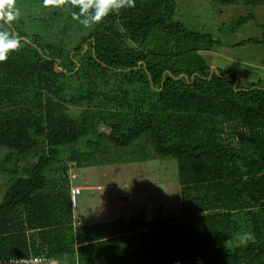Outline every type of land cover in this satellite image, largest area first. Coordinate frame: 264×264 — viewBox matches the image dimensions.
Returning <instances> with one entry per match:
<instances>
[{"label":"trees","instance_id":"obj_1","mask_svg":"<svg viewBox=\"0 0 264 264\" xmlns=\"http://www.w3.org/2000/svg\"><path fill=\"white\" fill-rule=\"evenodd\" d=\"M48 7L14 0L26 11L0 20L18 40L0 62V260L264 264V81L210 69L219 41L175 19V0H135L89 27L68 2ZM247 43L259 39L234 45ZM157 160L176 161L177 216L76 223L69 167Z\"/></svg>","mask_w":264,"mask_h":264},{"label":"rangeland","instance_id":"obj_2","mask_svg":"<svg viewBox=\"0 0 264 264\" xmlns=\"http://www.w3.org/2000/svg\"><path fill=\"white\" fill-rule=\"evenodd\" d=\"M175 1L178 7L175 19L191 30L209 32L219 41L210 51L204 53L210 69L234 73L244 84L264 81V0H237L226 6L214 5L212 0ZM58 7L60 5H49L47 11ZM14 10L26 11V8ZM250 12L253 19L235 24L238 17ZM27 19L33 17L28 16L24 20ZM60 20L56 23L57 29H61ZM252 37L259 39V43L234 45ZM67 112L76 117L80 110L71 106L67 107ZM104 151L105 148L103 154H100L101 159L106 155ZM170 162L157 160L140 164L125 162L69 167L68 173H75V178L68 175L71 186L93 185L84 187L76 196L74 204L72 202L76 223L93 225L117 219L141 221L157 214L162 217L177 216L181 208L177 167L176 161ZM6 175L7 171L0 170V197L6 187ZM66 262L65 258L56 264Z\"/></svg>","mask_w":264,"mask_h":264},{"label":"clouds","instance_id":"obj_3","mask_svg":"<svg viewBox=\"0 0 264 264\" xmlns=\"http://www.w3.org/2000/svg\"><path fill=\"white\" fill-rule=\"evenodd\" d=\"M66 2L79 8L78 13H73V18L79 20L85 27L99 23L110 11L135 7V0H44V6L61 5ZM13 4L14 0H0V20L10 21L14 15H19V12L13 9ZM17 47L16 38H10L8 33L0 32V62L7 59L9 50ZM250 238L246 233L239 237L241 243H246Z\"/></svg>","mask_w":264,"mask_h":264},{"label":"built area","instance_id":"obj_4","mask_svg":"<svg viewBox=\"0 0 264 264\" xmlns=\"http://www.w3.org/2000/svg\"><path fill=\"white\" fill-rule=\"evenodd\" d=\"M83 187L80 186H72L70 189V196L71 200L74 204L76 196L81 192ZM0 264H48L44 259L42 258H21L17 260H0Z\"/></svg>","mask_w":264,"mask_h":264},{"label":"crops","instance_id":"obj_5","mask_svg":"<svg viewBox=\"0 0 264 264\" xmlns=\"http://www.w3.org/2000/svg\"><path fill=\"white\" fill-rule=\"evenodd\" d=\"M90 186H93V185H90ZM90 186L85 185V186H83V188H84V187H90Z\"/></svg>","mask_w":264,"mask_h":264}]
</instances>
